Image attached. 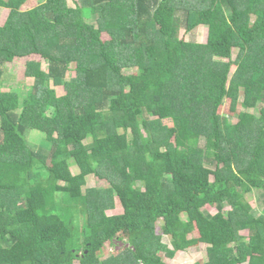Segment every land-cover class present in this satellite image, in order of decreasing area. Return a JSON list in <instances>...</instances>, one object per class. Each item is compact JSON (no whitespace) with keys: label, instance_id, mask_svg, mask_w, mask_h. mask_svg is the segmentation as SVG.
Segmentation results:
<instances>
[{"label":"trees","instance_id":"1","mask_svg":"<svg viewBox=\"0 0 264 264\" xmlns=\"http://www.w3.org/2000/svg\"><path fill=\"white\" fill-rule=\"evenodd\" d=\"M29 1L0 0V264H170L154 256L195 229L207 259L192 264H264L247 196L264 195V0ZM15 66L28 89L2 80Z\"/></svg>","mask_w":264,"mask_h":264},{"label":"rangeland","instance_id":"2","mask_svg":"<svg viewBox=\"0 0 264 264\" xmlns=\"http://www.w3.org/2000/svg\"><path fill=\"white\" fill-rule=\"evenodd\" d=\"M68 4L70 6H74L75 3L78 0H67ZM36 0H30L26 6H33L35 5ZM9 10L7 8H2L0 7V25H2L8 15ZM85 14L88 16L89 13L87 11H85ZM95 16H90L89 21L93 24H95ZM250 21L252 22L253 25H257L259 20L256 19L255 17H251ZM206 35H207V30L204 26H199L196 27L195 29L191 30V31H186L185 28L183 26H181L180 30H179V38L184 39V40H195V41H199V42H204L206 40ZM101 38H107V35L104 32L100 33ZM235 55V52H234ZM233 55V57H234ZM42 62V68L46 69V62L43 61L41 59ZM71 67H73V64H71ZM15 68L18 70V72H8V70L6 68H4L3 74H2V80L8 81V82H15L17 81L18 83V87L20 88V90H26L29 87H31V85L33 84V78L31 77H26L24 78L23 73L21 72V69L17 66H15ZM235 68V66H232V70ZM128 73L130 72H136L135 68H130L127 70ZM74 75L73 70L68 71L67 73V78L71 77ZM17 76V77H16ZM24 78V79H23ZM48 85L55 89L57 95H61L63 94V87L61 84H55L52 80H50L48 82ZM2 90H8V86L5 85L4 87H2ZM241 107V106H240ZM231 116V112L229 110V100L227 99L225 101V103L220 107L219 109V122L222 126H226L228 124H230L231 122L235 121V118ZM26 139L27 142L32 145L34 148H38V147H48L49 146V141L46 137L45 134L37 131V130H29L26 132ZM64 165L66 167H68L69 170H71L73 173H76L77 167L75 166L73 160H68L66 163H64ZM87 187H91V186H95V187H106L108 184L103 181V180H99L94 176H89L87 179ZM249 198V203L252 205V207L257 210L260 211L263 207H264V195L262 194L261 191H256L253 190V192H249V194L247 195ZM228 208V206L226 207ZM205 209L208 210L211 213H215L216 209L214 206H205ZM122 211L117 199H115V207L111 208V209H107L106 213L107 214H116V213H120ZM182 219H187V216L185 214H181ZM161 222H157L156 224V232L158 234L161 233V228H160ZM244 235H246V231L242 232ZM199 237V233L198 231L195 229L193 232H191L190 234H188L186 236V242L182 245L179 246V249L176 251V253L174 254L173 257H167L164 253H159L156 256H154L155 258H162L164 261H167L170 264H192L194 262H203L207 259V255H206V244L203 243H198L197 239ZM125 238V236H124ZM124 238H122L121 240H116V246H110L108 243L105 244L104 247H106V249L108 251H110V253L115 252V250L120 249L121 247H123L122 242L124 241ZM164 241L165 242H169L167 237H164ZM92 248V247H91ZM88 250H90V248H88ZM93 250V248H92ZM91 250V251H92ZM160 256V257H158ZM74 264H80L79 260H75Z\"/></svg>","mask_w":264,"mask_h":264},{"label":"clouds","instance_id":"3","mask_svg":"<svg viewBox=\"0 0 264 264\" xmlns=\"http://www.w3.org/2000/svg\"><path fill=\"white\" fill-rule=\"evenodd\" d=\"M88 248H90V246H84V250L87 251H91L92 249L90 248V250H88Z\"/></svg>","mask_w":264,"mask_h":264}]
</instances>
